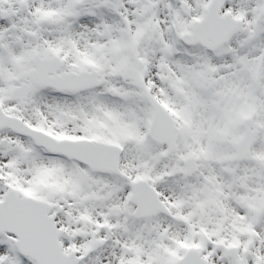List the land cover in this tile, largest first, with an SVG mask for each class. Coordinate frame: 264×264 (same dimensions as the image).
I'll return each instance as SVG.
<instances>
[{"label":"snow or ice","instance_id":"snow-or-ice-1","mask_svg":"<svg viewBox=\"0 0 264 264\" xmlns=\"http://www.w3.org/2000/svg\"><path fill=\"white\" fill-rule=\"evenodd\" d=\"M0 264H264V0H0Z\"/></svg>","mask_w":264,"mask_h":264}]
</instances>
